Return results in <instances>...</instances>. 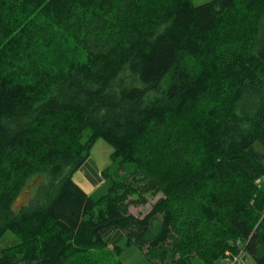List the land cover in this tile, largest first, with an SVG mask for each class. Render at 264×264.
I'll return each mask as SVG.
<instances>
[{"label":"trees","instance_id":"trees-1","mask_svg":"<svg viewBox=\"0 0 264 264\" xmlns=\"http://www.w3.org/2000/svg\"><path fill=\"white\" fill-rule=\"evenodd\" d=\"M115 231L152 264H264V0H0V264H126Z\"/></svg>","mask_w":264,"mask_h":264},{"label":"rangeland","instance_id":"rangeland-1","mask_svg":"<svg viewBox=\"0 0 264 264\" xmlns=\"http://www.w3.org/2000/svg\"><path fill=\"white\" fill-rule=\"evenodd\" d=\"M209 0H193L196 5L203 4ZM112 152L113 146L111 143L103 138H98L91 148V155L84 163L83 167L74 173V179L81 185L89 194L94 197H98L107 191L108 184L105 182V177L102 175L103 170L110 167L111 170H116V166L112 163ZM100 170L101 174L97 172ZM124 169H120V173L124 172ZM83 174L88 178L91 184L84 183L85 178L81 175ZM259 182L261 179L258 180ZM29 189L22 191L16 198L14 206L19 208L21 205L26 203L29 198ZM162 194L153 196L147 194L148 202L141 204H133L130 206V211L140 217H144L152 208L155 201ZM123 231H115L113 233L110 247L118 244L121 246V258L126 264H152L148 258L146 251L140 248L135 243L128 244L127 236ZM16 235L13 233H8L3 240L0 242V250L11 243L16 242ZM237 257L233 260L222 259L215 264H256L254 259L247 253H242V251L236 255ZM199 264H206L200 262Z\"/></svg>","mask_w":264,"mask_h":264},{"label":"crops","instance_id":"crops-1","mask_svg":"<svg viewBox=\"0 0 264 264\" xmlns=\"http://www.w3.org/2000/svg\"><path fill=\"white\" fill-rule=\"evenodd\" d=\"M82 167H83V166H82ZM82 167H81V168H82ZM98 173L101 174L100 170L97 172V174H98ZM81 175L85 178V180L83 181L84 183L91 184V183L89 182L88 178H86L83 174H81Z\"/></svg>","mask_w":264,"mask_h":264},{"label":"built area","instance_id":"built-area-1","mask_svg":"<svg viewBox=\"0 0 264 264\" xmlns=\"http://www.w3.org/2000/svg\"><path fill=\"white\" fill-rule=\"evenodd\" d=\"M237 256L234 257V259L236 258ZM238 258V257H237ZM240 264H243V263H240Z\"/></svg>","mask_w":264,"mask_h":264}]
</instances>
